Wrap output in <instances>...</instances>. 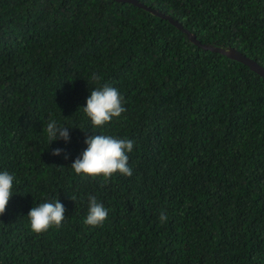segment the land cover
<instances>
[{
    "label": "trees",
    "instance_id": "1",
    "mask_svg": "<svg viewBox=\"0 0 264 264\" xmlns=\"http://www.w3.org/2000/svg\"><path fill=\"white\" fill-rule=\"evenodd\" d=\"M139 1L264 66V0ZM105 83L126 111L94 127L82 107ZM50 119L68 142L49 145ZM99 134L135 142L131 177L101 186L71 168ZM5 170L0 264H264V76L132 2L0 0ZM89 196L108 209L102 226L84 223ZM55 199L61 227L33 232L29 211Z\"/></svg>",
    "mask_w": 264,
    "mask_h": 264
},
{
    "label": "clouds",
    "instance_id": "2",
    "mask_svg": "<svg viewBox=\"0 0 264 264\" xmlns=\"http://www.w3.org/2000/svg\"><path fill=\"white\" fill-rule=\"evenodd\" d=\"M91 79L99 82L101 77L95 72ZM84 114L91 120L94 127H103L113 118H119L126 111L123 106V97L119 90L110 84H103L94 88L86 100V106L82 107ZM69 128L61 126L55 119L47 123L46 131L49 145L53 141H69ZM84 143L86 149L73 161L71 168L76 174L87 176H102L101 186L108 183L115 173L131 177L133 170L129 167L128 153L133 151L134 141L121 139L110 135L87 136ZM64 152L61 148L52 151V155L59 156ZM67 158V156H65ZM15 176L8 171H0V215L6 211V207L13 196V182ZM74 201L75 196L71 197ZM65 206L58 200L45 201L36 207H32L28 213L31 230L35 233H43L51 227H61L65 220ZM108 217V209L97 201L95 196L88 197V213L84 223L89 226H102ZM160 222H167L164 211L160 213Z\"/></svg>",
    "mask_w": 264,
    "mask_h": 264
},
{
    "label": "water",
    "instance_id": "3",
    "mask_svg": "<svg viewBox=\"0 0 264 264\" xmlns=\"http://www.w3.org/2000/svg\"><path fill=\"white\" fill-rule=\"evenodd\" d=\"M119 1L132 2L134 4H137L139 6L146 8L147 10H149V11H151L157 15L168 18L172 23H174L176 26H178L184 32H186L189 39H191L196 44L202 46L203 48L220 51V52H222V53H224V54H226L232 58L238 59V60L246 63L251 69H253L257 73H259L260 75L264 76V66L262 64H260L258 61H256L254 58L249 57L248 55L244 54L243 52L236 49L235 47H233V46H220V45H216V44L210 43V42H202L200 39H198L196 37V35L192 31H190L188 28L184 27L177 19L173 18L169 14H166V13L161 12L155 8H152L151 6L146 5L145 3H143L139 0H119Z\"/></svg>",
    "mask_w": 264,
    "mask_h": 264
}]
</instances>
